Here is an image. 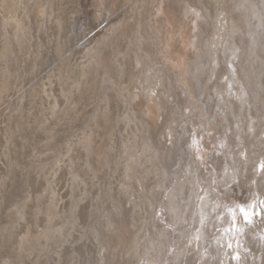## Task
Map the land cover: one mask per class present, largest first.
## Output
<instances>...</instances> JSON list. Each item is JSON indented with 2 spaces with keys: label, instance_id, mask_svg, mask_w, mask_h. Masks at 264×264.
Segmentation results:
<instances>
[{
  "label": "rangeland",
  "instance_id": "obj_1",
  "mask_svg": "<svg viewBox=\"0 0 264 264\" xmlns=\"http://www.w3.org/2000/svg\"><path fill=\"white\" fill-rule=\"evenodd\" d=\"M262 164L264 0H0V264H264Z\"/></svg>",
  "mask_w": 264,
  "mask_h": 264
},
{
  "label": "snow or ice",
  "instance_id": "obj_2",
  "mask_svg": "<svg viewBox=\"0 0 264 264\" xmlns=\"http://www.w3.org/2000/svg\"><path fill=\"white\" fill-rule=\"evenodd\" d=\"M260 167L261 169H264V164H262ZM252 207H254V205L249 206V208L241 207L239 209L240 215H242L244 218V223L249 224V225L253 223V216L260 215V213L258 212H252L251 211ZM232 229H235L236 231L240 230L235 223V217H233ZM236 258L238 259V257Z\"/></svg>",
  "mask_w": 264,
  "mask_h": 264
}]
</instances>
